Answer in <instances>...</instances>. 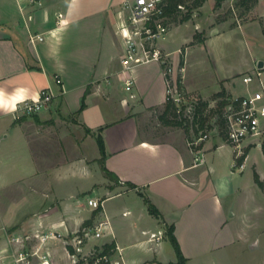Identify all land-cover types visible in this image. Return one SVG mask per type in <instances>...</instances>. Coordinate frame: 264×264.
<instances>
[{"label": "crops", "instance_id": "obj_1", "mask_svg": "<svg viewBox=\"0 0 264 264\" xmlns=\"http://www.w3.org/2000/svg\"><path fill=\"white\" fill-rule=\"evenodd\" d=\"M123 2L0 0V190L28 178V190L36 192L30 209L5 215L0 209V257L12 234L65 236L108 216L114 236L100 242L118 244L127 264H176L167 234L171 225L186 264H264V186L256 178L264 184V149L246 140L238 153L223 137L210 138L202 145L204 164L194 165L185 132L165 113L167 81L160 63L136 66L133 89H126L119 31L126 16ZM181 26L171 28L163 48L177 58L186 47L182 85L189 95L212 106L252 93L235 94L229 76L210 91L191 83L190 41L176 50L167 42ZM219 29L213 26L203 42L231 31ZM30 32L44 39L33 42ZM49 86L56 96L48 106L32 116H15L22 100L38 98ZM220 91L224 95L216 97ZM99 134L110 175L99 172ZM138 191L162 217L150 213ZM122 196L121 205L108 204ZM91 198L103 199L104 209L90 206ZM153 232H161V239L152 241ZM48 246L54 264L69 263L63 239H50Z\"/></svg>", "mask_w": 264, "mask_h": 264}, {"label": "built area", "instance_id": "obj_2", "mask_svg": "<svg viewBox=\"0 0 264 264\" xmlns=\"http://www.w3.org/2000/svg\"><path fill=\"white\" fill-rule=\"evenodd\" d=\"M167 6V0H124L126 16L119 31L124 43L121 60L126 89L128 91L133 89L135 81L132 71L136 66L152 61L160 63L167 81V102L172 105L173 118L179 122V126L187 136L194 154L195 166L204 164L205 152L202 145L211 138L214 130H219L224 142L236 147L238 153L246 140H252L263 148L264 91L262 90L236 98L235 103L227 106L224 112L226 118L224 129H221V120L217 114L211 115L210 120L202 126V118L207 116L210 112L209 108H214L217 103L209 105V108L202 112L199 108V98L189 95L183 88L181 73L185 71V63L181 64V60L178 61L172 52H166L163 48V41L168 37L173 19L167 12ZM179 8L186 11L184 4H179ZM29 39L37 42L42 41L44 36L30 32ZM178 52H182V49ZM258 76H261L260 70ZM55 79L57 83L62 82L59 76ZM253 80V75L244 77L246 83H251ZM260 82L263 84L262 80ZM55 96L54 88L49 86L41 91L38 98L22 100L15 113H39ZM88 202L94 209H104L103 199L91 198ZM109 233L114 236L107 216L92 226H84L65 236L59 231L10 235L9 247L0 257V264H54L53 253L48 246L50 239L64 240L69 258L68 264H127L122 248L118 244L107 248V243L100 242ZM161 237V232L159 234L153 232L150 239L155 241ZM33 239L36 240L34 244L31 243Z\"/></svg>", "mask_w": 264, "mask_h": 264}, {"label": "rangeland", "instance_id": "obj_3", "mask_svg": "<svg viewBox=\"0 0 264 264\" xmlns=\"http://www.w3.org/2000/svg\"><path fill=\"white\" fill-rule=\"evenodd\" d=\"M212 1L214 0H209L204 9L195 8V13L190 19L191 22L186 25L184 22L181 23L172 19V29L182 24L183 26L174 31V40L167 42L171 43L173 50H176L179 47L181 48L184 42L190 41L187 43V46H190L187 51V66L189 78L194 85L210 91L220 86L224 76H229L230 78L226 79V82L228 81L234 87L235 94H244L248 93V91H264V74L262 76L264 69L260 70L258 67L259 62L261 60L264 61V34L262 31L264 0L248 11H244V5L239 6L237 4L239 0H225L219 8L215 7V3L211 4ZM188 2L192 5L194 0H189ZM215 25L220 26L219 33L231 31L210 37L206 43L198 40L194 34V43H191L193 38L191 33L193 31L195 33L199 32L200 39L205 40ZM182 50L186 51V47H183ZM181 55L182 52L177 53L178 61L181 60ZM259 70L262 71L260 77L258 76ZM179 75L180 73H178ZM181 75L183 76L182 73ZM246 75H253L254 80L251 83L244 82ZM260 80H263V84H261ZM32 115L34 114L20 112L15 114L16 117L22 118ZM218 131L214 130L211 138L220 139L222 135ZM76 136H78L77 133ZM39 149L41 150L40 147ZM88 151L90 154L95 153L92 147ZM43 153L48 154V151ZM98 168L101 173L103 168L101 165H98ZM76 175L81 176L77 173ZM79 180L77 177L74 179V181ZM21 182L23 183L18 181L13 184V187L0 190L2 196V199L0 197V209H4V215L31 208L30 200L35 198L36 192L34 194V192L28 190L30 187L28 178L22 179ZM70 184H72L71 180L69 181ZM124 198V196L114 197L108 204L116 203V205H121L123 200H125ZM126 201L129 202L128 199ZM2 239L0 237V252L3 248L1 247ZM35 241L33 239L31 243L34 244Z\"/></svg>", "mask_w": 264, "mask_h": 264}, {"label": "trees", "instance_id": "obj_4", "mask_svg": "<svg viewBox=\"0 0 264 264\" xmlns=\"http://www.w3.org/2000/svg\"><path fill=\"white\" fill-rule=\"evenodd\" d=\"M168 1V6H167V12L170 16L173 17V19H175V21H179L181 23L188 21L190 19H192L193 15H194V11L195 8H200L201 6L204 5L206 0H194V2L191 4H189V0H167ZM225 0H216L215 3V7L219 8L223 5ZM258 3V0H239V3H237L239 6L244 5V11H248L251 10L252 7H254L256 4ZM179 4H184L186 7V11L182 12V10L179 8ZM262 31L264 33V21L262 22ZM195 37L198 38V40L203 41L204 39H200V33L196 32ZM185 63V51L182 50V55H181V64L184 65ZM181 80V77H180ZM224 93L223 91H220L217 96H223ZM199 103H200V111H205L206 109L209 108V101L208 100H203L201 98H199ZM229 103V100L226 98H221L216 106L214 108H209L210 112L207 113V116H204L201 120L202 126H204L209 120L211 115L213 114H217L219 116V119L221 120L220 122V126L221 129L225 128V124H226V118L224 116V112L225 109L227 108ZM84 107V102H82V106L81 108ZM166 114H173V108L172 105L170 103H167V109L165 111ZM172 121H174L175 124L179 125V122H177L175 119H173ZM98 140V144L100 147V151L102 154V158H101V163H102V168L103 170L110 175L112 172H110L106 166L104 165V159L106 157V147H105V141L102 137L101 134L98 135L97 137ZM264 149V146H263ZM257 181L261 186H264L263 182H261L260 178L256 175ZM128 186H130L131 188H136L137 185L132 183V182H128L127 183ZM139 194H141L142 196L145 197V201L148 204V208L151 214L155 215L156 217H162V213L160 212V210L156 207V205L154 203H152V201L145 196V194L141 191H138ZM167 234L168 237L170 239V241L172 242L177 255H178V262L176 264H186V258L182 252L180 243L176 237V235L174 234V225H171L168 230H167ZM107 248H111L114 245L113 244H106Z\"/></svg>", "mask_w": 264, "mask_h": 264}, {"label": "water", "instance_id": "obj_5", "mask_svg": "<svg viewBox=\"0 0 264 264\" xmlns=\"http://www.w3.org/2000/svg\"><path fill=\"white\" fill-rule=\"evenodd\" d=\"M258 67H259L260 69H262V68L264 67V61L261 60V61L259 62Z\"/></svg>", "mask_w": 264, "mask_h": 264}]
</instances>
